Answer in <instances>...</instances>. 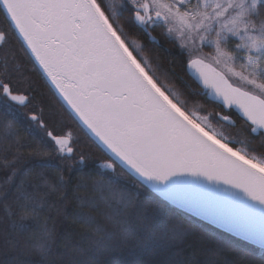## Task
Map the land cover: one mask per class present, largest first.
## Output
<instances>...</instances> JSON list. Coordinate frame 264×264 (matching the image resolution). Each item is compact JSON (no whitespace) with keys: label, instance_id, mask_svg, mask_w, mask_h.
Wrapping results in <instances>:
<instances>
[{"label":"snow or ice","instance_id":"snow-or-ice-1","mask_svg":"<svg viewBox=\"0 0 264 264\" xmlns=\"http://www.w3.org/2000/svg\"><path fill=\"white\" fill-rule=\"evenodd\" d=\"M125 12L128 23L150 39V30L159 28L195 70L205 94L242 114L249 130L238 141L243 147L211 128L208 117L190 111L149 70L150 61L140 56L142 44L129 43L117 23ZM0 13L86 135L111 154L101 167L114 174L119 167L124 177L159 199L258 239L264 248V0H0ZM7 41L8 34L0 31V44ZM13 60L5 53L0 64V264H24L11 256L20 246L16 238L23 236L46 258L56 233L45 213L55 206L50 197L65 186L63 169H56L55 180L48 176L50 158L69 170L87 160L84 154L75 158L70 133L57 134L35 111L22 134L15 113L27 107L28 97L12 86ZM256 133L258 153L251 147ZM26 135L35 145L30 167L18 166ZM94 187L111 210L112 230L96 228L102 238H126L133 217L148 229L146 217L112 177L101 176ZM186 234L162 228L172 240ZM153 235L148 232L147 238ZM60 264L88 261L70 253Z\"/></svg>","mask_w":264,"mask_h":264},{"label":"trees","instance_id":"trees-1","mask_svg":"<svg viewBox=\"0 0 264 264\" xmlns=\"http://www.w3.org/2000/svg\"><path fill=\"white\" fill-rule=\"evenodd\" d=\"M117 23L124 28L129 43L135 41L142 44L141 58L150 61L149 70L166 88L177 93L178 99L190 111H195L200 117L210 116V121L222 127L230 142L243 147L238 141L249 134L245 122L233 111L225 110L218 102L208 98L199 82L186 71V58L181 56L177 47L165 41L159 28L150 30V39L148 33L128 23L127 12ZM16 42L17 44L8 42L7 46L0 48V64L5 53L14 55V60L9 65L12 86L19 92L31 93L28 95L27 107H20L15 113L22 134L30 123L28 116L33 111L41 113L57 134L70 132L74 136L75 158L79 159L80 154H84L87 160L84 165L73 163L69 170L55 156L50 158L51 166L46 170L48 176L55 180L56 169H63L65 185L50 197L55 206L45 213L51 216L48 225L55 229V243L46 258L42 259L36 254L32 239L28 236L17 237L20 246L11 251L12 257L24 264H60L70 253L87 260L88 264H264L263 250L172 207L148 189L140 188L133 180L124 177L119 167L115 174L112 170L101 167L102 163L110 160L77 125L42 77L40 76L42 80L39 82L29 74L28 65L33 64L17 39ZM22 59L27 63H23ZM0 75H3L2 71ZM30 95L33 97L30 98ZM217 115H228L234 126L220 123ZM3 121L4 117L0 114V124ZM251 135L254 137L251 147L258 153L261 146L260 133ZM34 146L32 136L26 135L20 148L21 159L18 166H31L33 158L29 156V152ZM101 176L105 179L112 177L116 186L133 199L136 207L146 217L147 230L140 227L139 220L133 217L126 238L117 235L115 240H109L107 236L102 238L97 233V226L112 230L111 210L94 187ZM89 219L95 223L89 224ZM165 225L169 229H183L187 234L182 239L172 240L170 236L162 235ZM148 232L154 234L152 239L147 238ZM3 258L0 255V259Z\"/></svg>","mask_w":264,"mask_h":264},{"label":"water","instance_id":"water-1","mask_svg":"<svg viewBox=\"0 0 264 264\" xmlns=\"http://www.w3.org/2000/svg\"><path fill=\"white\" fill-rule=\"evenodd\" d=\"M17 36V38L19 39V41L21 42L22 46L24 47V49L26 50V52L28 53V55L30 56L32 62L34 63V65L36 66V68L38 69L39 73L41 74V76L43 77V79L45 80V82L47 83V85L50 87V89L52 90V92L55 94V96L58 98V100L62 103V105L64 106V108L67 110V112L70 114V116L73 118V120L77 123V125L84 131V133L86 134L87 133V130L84 128V126L80 123V121L78 120V118L75 117L74 113L71 112V109L68 107L67 103L63 100V98L59 95L55 85L52 83V81L47 77V75L43 72V70L40 68L39 64L37 63V61L35 60V58L32 56L30 50L27 49L26 45L24 44V41L22 39V37H20L18 34H15ZM187 71L190 75H192L197 81H199L197 75H196V72L194 69H190V68H187ZM213 99V98H212ZM215 100V99H214ZM222 104V103H221ZM232 110L241 118L244 120L242 114L235 108H232ZM218 119L222 122V123H225L227 125H230L232 126L233 125V122L232 120L229 119V121H231V123L229 121H224L222 119L221 116L218 117ZM87 136L92 140L94 141L95 138L94 137H91L90 134H87ZM97 146H98V142L95 143ZM101 149V151L103 153H105L107 156H110L111 154L110 153H107L105 150L102 149V147H98ZM150 192L151 190L148 189ZM152 193V192H151ZM154 194V193H152ZM155 195V194H154ZM156 196V195H155ZM157 197V196H156ZM166 203H168L169 205H171L172 207L210 225L211 227H214L215 229H218L219 231L227 234V235H230L238 240H241L253 247H256L258 249H261L264 251V248H261L260 246V242L258 239H246L244 236H242L241 234H238L237 232L235 231H230L225 225H223L222 223H219V222H215L213 221L212 219L206 217V216H203V215H197L195 212H193L190 208H187V207H182V206H179L177 204H174V203H171V202H167V201H164Z\"/></svg>","mask_w":264,"mask_h":264},{"label":"flooded vegetation","instance_id":"flooded-vegetation-1","mask_svg":"<svg viewBox=\"0 0 264 264\" xmlns=\"http://www.w3.org/2000/svg\"><path fill=\"white\" fill-rule=\"evenodd\" d=\"M0 31H4L5 33H7L8 34V41H7V43L8 42H14V43H16L17 44V42H16V39H15V37H14V34H13V32L12 31H10L9 30V24L7 23V21L5 20V18H4V16H3V14L2 13H0ZM0 44V48H2V46H7L8 44ZM18 46V45H17ZM22 54V53H21ZM24 59V58H23ZM22 59V60H23ZM27 63V61H25V60H23V63ZM188 67H187V64H186V69H187ZM28 71H30V75L31 76H33V77H35L39 82H41V78H40V75L38 74V72L36 71V69L34 68V66L33 65H28ZM199 82V81H198ZM200 83V82H199ZM201 84V83H200ZM202 85V84H201ZM202 87H203V85H202ZM206 89H204V91H205ZM20 93H22V94H26L27 95V97H28V95L29 94H31V93H24V92H20ZM31 97H33L32 95H30V98ZM28 102H29V100H28ZM29 104V103H28ZM38 114H41V113H38ZM236 115V114H235Z\"/></svg>","mask_w":264,"mask_h":264},{"label":"rangeland","instance_id":"rangeland-1","mask_svg":"<svg viewBox=\"0 0 264 264\" xmlns=\"http://www.w3.org/2000/svg\"><path fill=\"white\" fill-rule=\"evenodd\" d=\"M209 119H208V121H206V123H208L209 124V126L211 127V128H213L214 130H216V131H218V132H221V133H223L224 134V131H223V129H222V127L220 126V125H218V124H216L215 122H211L210 121V116H207ZM202 119L204 118V117H201ZM66 133H70V132H66ZM71 134V133H70ZM71 138H72V141H74L75 140V138H74V136L71 134Z\"/></svg>","mask_w":264,"mask_h":264}]
</instances>
